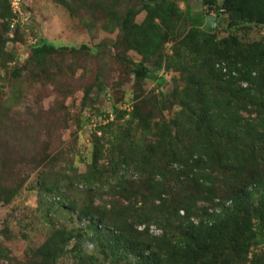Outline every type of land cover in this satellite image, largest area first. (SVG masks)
Returning <instances> with one entry per match:
<instances>
[{
	"label": "trees",
	"instance_id": "trees-1",
	"mask_svg": "<svg viewBox=\"0 0 264 264\" xmlns=\"http://www.w3.org/2000/svg\"><path fill=\"white\" fill-rule=\"evenodd\" d=\"M96 1L112 15L111 30H118L121 40L141 56L137 63L122 59L131 65L136 84L148 77L147 65L177 74L163 100L178 110L168 122L151 123V115L138 113L136 104L125 111L120 101L112 107L115 120L98 127L116 128L109 149L116 160L112 173L118 178L109 190L124 198L123 193L140 194L141 200L123 207L118 203L101 214L97 208L90 211L92 197L87 198L77 216L88 222L85 240L92 252L81 251L78 243L84 239L76 237L72 264H264L263 254L250 255L251 248L264 246V36L243 44L236 35L250 26L264 27V0H200L196 18L189 7L183 12L178 8L177 2L187 0H137L138 9L122 13L114 9L118 0ZM139 11L145 17L136 24ZM202 13L227 22L204 32ZM11 17L8 1L0 0V20L8 24ZM6 23L2 32L8 30ZM220 33L225 36L218 37ZM167 43L169 54L164 52ZM80 49L87 51L86 46ZM58 50L62 48L40 39L30 47V57L39 65ZM6 58L11 62L14 56ZM11 76L18 78L19 71L13 69ZM163 82L158 78L157 86ZM165 103L160 104L163 109ZM245 112L254 113V118L245 117ZM133 122L141 130L135 140L128 131ZM99 137L91 140L97 146L81 176L88 187L100 180ZM128 170L142 181L128 182ZM211 172L226 185L218 202ZM198 202L214 210H199ZM191 217L195 220L189 221ZM144 224L156 225L160 235L136 230ZM70 237L62 229L53 230L27 264H55Z\"/></svg>",
	"mask_w": 264,
	"mask_h": 264
},
{
	"label": "rangeland",
	"instance_id": "rangeland-1",
	"mask_svg": "<svg viewBox=\"0 0 264 264\" xmlns=\"http://www.w3.org/2000/svg\"><path fill=\"white\" fill-rule=\"evenodd\" d=\"M61 1L69 3L70 8ZM84 1L91 5L86 6ZM84 1L22 0L21 16L13 28L0 20V51L4 54L0 59V264H27L30 254L58 229L71 237L55 264L73 263L70 250L78 243L76 237L84 239L78 243L81 251L91 254V244L85 240L90 233L88 222L77 216L87 198L92 197L90 211L97 208L101 214L118 203L123 207L130 200H141L140 194L135 197L123 193L127 196L124 198L109 190L118 178L112 173L116 160L109 149L116 128L113 125L98 130L106 125L95 124V118L114 114L112 107L120 101H124L120 108L125 106L127 111L136 104L138 113L151 115V123L168 122L178 110L163 100L177 74L147 65L148 77L136 84L131 65L122 59L137 63L141 56L121 40L118 30H111L112 15L101 10L96 0ZM118 1L116 12L139 8L137 0ZM177 6L182 12L189 7L192 18L201 14L200 0L177 2ZM144 17L145 12L139 11L133 22L140 24ZM4 23L8 30L2 32ZM236 35L243 44L255 42L264 36V27L250 26ZM222 36L225 34H218ZM40 39L62 50L50 52L38 65L30 57V47ZM80 46H86L87 51ZM169 46L164 45L165 53L169 54ZM6 55H13V60L10 62ZM13 69L19 71L18 78L11 76ZM158 78L164 79L160 86ZM160 102L165 103L164 109ZM243 115L254 118V113ZM128 131L133 140L141 132L135 122L130 123ZM94 136H101L96 171L100 180L88 187L81 176L97 146L91 142ZM211 175L217 189L214 200L224 198L226 185L216 172ZM125 179L135 185L142 181L129 170ZM4 199L9 201L5 204ZM196 206L199 210L206 207L202 202ZM148 226L160 230L154 224L143 225ZM253 249L263 254V246Z\"/></svg>",
	"mask_w": 264,
	"mask_h": 264
},
{
	"label": "built area",
	"instance_id": "built-area-1",
	"mask_svg": "<svg viewBox=\"0 0 264 264\" xmlns=\"http://www.w3.org/2000/svg\"><path fill=\"white\" fill-rule=\"evenodd\" d=\"M10 8V12L12 14L11 20H10V29L13 28L15 23L19 20L21 16V4L22 0H7ZM122 110H126L125 106L121 107ZM95 119H97V125H105L107 122H110L113 120V114H103L100 116H97ZM264 247V246H263Z\"/></svg>",
	"mask_w": 264,
	"mask_h": 264
},
{
	"label": "water",
	"instance_id": "water-1",
	"mask_svg": "<svg viewBox=\"0 0 264 264\" xmlns=\"http://www.w3.org/2000/svg\"><path fill=\"white\" fill-rule=\"evenodd\" d=\"M226 19L220 16H212L206 14L204 16V21L201 26V30L204 32H213L219 25L226 23Z\"/></svg>",
	"mask_w": 264,
	"mask_h": 264
},
{
	"label": "clouds",
	"instance_id": "clouds-1",
	"mask_svg": "<svg viewBox=\"0 0 264 264\" xmlns=\"http://www.w3.org/2000/svg\"><path fill=\"white\" fill-rule=\"evenodd\" d=\"M209 15L215 16V15H213V14H209ZM9 27H10V23H9ZM215 202H218V201L215 200ZM208 212L210 213V212H211V209H209ZM180 214L182 215V212H180ZM192 221H194V220H192ZM136 229H137V231H144L145 228H144L143 225H142V226H139V227L136 228ZM159 231H160V230L154 228L153 226H148V227H147V233H148L149 235H151V236H159L160 233H161V232L159 233ZM263 232H264V230H263ZM89 247H91V245H89ZM256 248H259V247L257 246ZM263 250H264V249H263ZM252 253H256V252L254 251L253 248H251V250H250V255H251ZM262 253H263V255H264V251H263Z\"/></svg>",
	"mask_w": 264,
	"mask_h": 264
}]
</instances>
